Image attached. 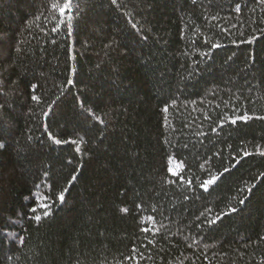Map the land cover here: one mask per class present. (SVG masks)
Instances as JSON below:
<instances>
[{
	"label": "trees",
	"instance_id": "obj_1",
	"mask_svg": "<svg viewBox=\"0 0 264 264\" xmlns=\"http://www.w3.org/2000/svg\"><path fill=\"white\" fill-rule=\"evenodd\" d=\"M65 2L0 0V264H264V3Z\"/></svg>",
	"mask_w": 264,
	"mask_h": 264
},
{
	"label": "snow or ice",
	"instance_id": "obj_2",
	"mask_svg": "<svg viewBox=\"0 0 264 264\" xmlns=\"http://www.w3.org/2000/svg\"><path fill=\"white\" fill-rule=\"evenodd\" d=\"M116 2H117V0H112V3H113V4H116ZM260 2H261V3H264V0H260ZM57 6H58L57 4H53V8H56ZM70 9H71V0H66V2L63 4V7L60 8V12H61V14H64V13H66L67 11H69ZM133 27H134V28L136 27L135 24H133ZM69 83H71V81H69ZM33 99L35 100V99H37V97L33 96ZM240 119H246V117H240ZM232 122L235 123L236 121L233 120ZM55 142H56L57 144L61 143L60 140H56ZM244 154H245V155H249V153H247V152H245ZM259 155L264 156V150L259 151ZM181 166H182V164H180V163H178V164L176 165L177 168H179V167H181ZM168 171H169L170 173H172L173 175H175V176H179V173H177V172L175 171V169L172 168V167H169V168H168ZM227 172H229V168L225 167L222 173H219V174H216V175H211V176L209 177V179L203 181V182L200 184V187H201L202 189H204L205 191H208V190H209V187L212 186V185H215V184L217 183V181L221 178V176H223V174H224V173H227ZM260 175H261V176H264V173H261ZM73 179H75V177H73ZM188 183L191 184L192 182H191V181H188ZM245 190L248 191V192H251L252 189L249 187V188H247V189H245ZM41 199H47V197H41ZM58 199L61 200V201L64 200L63 192L60 193V195L58 196ZM244 202H245V201H244L243 199L240 200V203H241V204H243ZM40 207H41V208H44V209H47V208H48V205H47V204H44V203H41V204H40ZM32 211L35 213V212H36V208H33ZM231 211H232V212H235L236 209H235V208H232ZM44 215H45V216L48 215L47 211H45ZM35 219H36V220H40L41 217L37 215V216H35ZM150 219H151V218H150ZM217 219H219V217H217ZM212 222H215V221H212ZM144 231H148V229L145 228Z\"/></svg>",
	"mask_w": 264,
	"mask_h": 264
}]
</instances>
